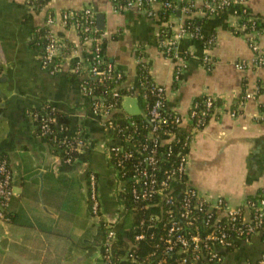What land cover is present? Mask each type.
Segmentation results:
<instances>
[{
  "label": "crops",
  "instance_id": "obj_1",
  "mask_svg": "<svg viewBox=\"0 0 264 264\" xmlns=\"http://www.w3.org/2000/svg\"><path fill=\"white\" fill-rule=\"evenodd\" d=\"M31 0H0V155L8 154L20 178L13 184L9 218L0 217V264H97L101 219L88 210L87 176L96 170L106 218L121 213L114 171L106 153L95 148L98 140H112V131L89 107L71 66L87 55L74 24H63L66 10L91 6L105 15L107 56L124 72L123 87L139 93V55L149 61L152 78L168 90V105L185 119L195 97L218 98L207 124L198 129L188 148L191 183L213 199L223 196L231 205L264 192V64L257 65L256 52L243 29V5L256 20L253 32L264 50V0H246L219 15L206 17L205 0H195V9L170 11L178 53L186 64L178 87L174 85L175 60L159 46L161 3L153 2L150 13L138 4L117 8L113 0H49L36 9ZM207 18L199 36L182 34L188 17ZM53 19L49 23V18ZM261 27H256V22ZM52 24V25H50ZM51 26L73 42L63 55L64 67L52 72L41 60L36 28ZM245 62L241 69L239 62ZM250 92L251 96L246 97ZM51 104L71 118L72 127L83 124L91 143L83 146L77 160L68 164L34 132L29 112ZM22 177V178H21ZM19 182V183H18ZM22 182V183H21ZM77 205V206H76ZM79 206V207H78ZM121 231L122 224L117 226ZM264 255V239L239 240L226 253L224 264H256ZM248 261V262H249Z\"/></svg>",
  "mask_w": 264,
  "mask_h": 264
},
{
  "label": "built area",
  "instance_id": "obj_2",
  "mask_svg": "<svg viewBox=\"0 0 264 264\" xmlns=\"http://www.w3.org/2000/svg\"><path fill=\"white\" fill-rule=\"evenodd\" d=\"M113 1L117 8L138 4L150 13H153L151 9L153 2H159L162 5L159 13L163 18L168 11H175L179 5L190 12L195 9V0ZM245 1L205 0L204 9L206 12L216 14L235 4H245ZM182 2L183 5H181ZM245 8H247L246 5ZM77 12L80 11L66 10L63 13L62 23L76 25L81 42L87 47V55L85 58L73 62L71 70L86 76H95L99 82L110 80L113 83V86L106 91L96 94L94 91L96 84H88L84 81L85 78L79 81L82 90L90 98V109L101 118V124L112 131V140L109 138L98 140L94 145L95 148L106 153V158L113 168L121 210V213L114 219L106 218L102 207L98 174L96 170H90L87 176V197L90 201V212L94 217L103 220L105 228L100 240L103 249L98 247L97 264L112 262V247L116 238L117 226L124 211L127 210L124 202L126 195L129 194L138 203L143 202L142 208L160 206V210L153 211L149 215L150 222L158 223L163 230L159 236V244L164 247L163 255L153 264H165L169 261L171 264H205L210 261H222L225 258L222 252L228 246L233 245L232 239L248 241L253 236L262 235L264 237V192L247 199L244 203L231 206L223 196L211 199L191 183L188 170V145L195 132L205 124V117L213 112L211 106L214 97L209 95L206 101L207 108L200 111L196 108V103L193 102L187 116L192 128L185 141L184 152L180 153V161H168L175 152L172 142L179 140L178 131L176 133L173 130V124L179 128L185 117L169 107L167 88L152 79L149 85L139 82V90L144 89L143 92L139 91L141 99H147L149 92L154 95L153 99L147 103V112L145 111L148 123L138 124L137 120L129 119L126 124H116L112 116L115 110L122 108L118 98L123 97L120 88L123 87L124 72L108 59L104 41L99 40L100 37H104L103 32L96 35L100 29L97 26L93 8L87 6L81 11L87 17V20H84L86 22L75 17ZM52 22L53 19L50 17L49 23ZM163 22L166 28L168 26L171 28L172 34L161 39L160 43L165 45V48L161 49L175 60V80L179 83L186 65L180 60L186 58L178 53V38L173 34V22H170L168 18ZM242 25L256 52L254 62L257 65L264 64V50L260 49L253 36L255 19L253 16H249ZM49 27L51 28L50 38L42 48L41 60L44 65L49 66L52 72H58L63 69L65 59L61 58L55 62V57L60 54L61 47L65 42L58 32L51 26ZM162 32H165V28L160 30L161 36ZM186 33L199 36L201 30L199 28L190 30L185 22L182 25V34ZM143 55H139V62H148ZM238 65L243 69L246 64L242 61ZM131 89L134 91L133 88ZM107 92H110L111 98L108 97ZM114 96H118V98H114ZM249 96L251 93L247 92L246 97ZM29 114L33 121L39 116V112L34 109ZM44 115L41 128L44 133H52L49 112ZM65 130L67 128L64 125L59 126L58 132L62 134L60 142L65 145V150L68 153L67 157L61 158L64 162L72 164L78 156H72L71 152L80 153L83 146L91 143V140L83 124H79L78 129L71 130L74 133L73 137L69 136L71 132L67 133ZM141 134L143 138L145 136V139L141 138ZM167 143L169 144L166 147ZM12 179L8 160L0 159V217L3 218H9L5 209L14 194ZM200 222H204L206 226L201 227ZM144 223L145 218L141 221V224ZM145 237L146 233L140 230L136 232L134 238H127V253L121 257L130 259L137 264H145L133 248L136 241ZM169 258L171 259L169 260ZM246 264L253 263L247 262ZM259 264H264V255Z\"/></svg>",
  "mask_w": 264,
  "mask_h": 264
},
{
  "label": "trees",
  "instance_id": "obj_3",
  "mask_svg": "<svg viewBox=\"0 0 264 264\" xmlns=\"http://www.w3.org/2000/svg\"><path fill=\"white\" fill-rule=\"evenodd\" d=\"M48 1L49 0H31L30 2L35 3L36 9H39L43 5H45ZM183 4L184 3L182 2L181 5H183ZM225 10L223 9L219 13H216V14H211L210 12H206V17L209 18V17H213L214 15L217 16L219 14H222ZM241 13L243 14V18H244L243 21H247V18L249 16H254V14L251 12V9L248 7L245 8L244 5L241 9ZM168 15H169V11L167 12L166 15H164V19H167ZM75 17L78 18V20L83 21V22H86L84 20H87L86 15L81 11L75 13ZM207 18H201L198 16L188 17L186 19V25L188 26V28L190 30H196V28H199L201 30V26ZM256 27L257 28L261 27L260 23H258V20L256 22ZM164 28H165V32H162L161 39H164V37L170 36L172 34V30L169 26L167 28L165 26H163L162 29H164ZM50 33H51V28L48 25L47 26H39L38 28H36V37H37V42H38L37 44L39 45V47L43 48L44 44L50 38ZM101 33H102V30H99L96 33V35H100ZM61 34L62 33L59 32L60 36H61ZM81 36H83V34H81ZM63 40L65 43L61 47L60 54H58L55 57V62H58L62 58L63 55L70 53L72 48H73V42L71 40H69L66 37H64ZM99 40L104 41L105 38L100 37ZM159 46L161 48H165V45L162 43H160ZM42 51H43V49H42ZM141 54H143V53L142 52L140 53L138 51V55H141ZM108 59L110 61H112L110 58H108ZM149 66H150L149 61L148 62L140 61L139 65H138V73H139L140 82H143L144 84H148V85L152 82V79H153L152 75L149 71ZM73 74L75 75V78L78 79L79 81H81V79L85 78L84 81H86L88 84H96L95 89H94L96 94H100L103 91H106V89L113 86V83L110 80H106L105 82H99L98 78L95 76H86L83 73L80 74V73H76V72H73ZM174 85L176 87H178V81L177 80H174ZM143 91H144V89L141 88L140 92H143ZM131 92H133V90L131 88L126 87V86L120 88L121 96L126 94V93H131ZM107 93H108V97L111 98L112 95L110 94V92H107ZM208 96H209L208 94H200V95H197L195 97L194 103H196V108L199 111L207 108L206 107V101H207ZM153 97H154V95L151 92H149L147 99L141 100L142 101L141 112L129 113V112H126L124 109L120 108V109H117L114 111L112 118L114 119L116 124H126L129 119L137 120L138 124L148 123V119L146 116V112H147L146 108H147V103L150 102L153 99ZM114 98H118V96L117 97L114 96ZM118 100H119V103H120V101L122 102V97L121 98L119 97ZM219 101L220 100L218 98L213 99L211 111H213V109L215 107H217ZM90 103H91V101L89 102V104ZM119 105L122 107V103ZM262 109H264V107H262ZM34 110L39 112V116L36 117V119H34V121H33L34 126H35L34 132L36 134H39V135L42 134L41 136L49 144L51 150L54 153L60 155L62 158L67 157L68 153L65 150V145L62 142H60L62 134H60V132H58L59 126L64 125L67 128V130H65V132H67V133L71 132L69 134V136L73 137L74 133H72L71 130L78 129V125H76V127L73 128L72 124H71V118L66 113H63L62 111H60L58 108H56L55 106H53L51 104L46 103L43 105V107L38 108V109H34ZM2 111H3V107L1 105V97H0V114L2 113ZM48 112H49V118H50L49 123H50L52 133H44L43 129L41 128V124L43 123V117L45 116L44 114L48 113ZM210 117H211V113H209L205 117L206 122L204 125L200 126L201 128L207 124ZM51 118H54V119L52 120ZM191 128H192V124L189 123L187 128H185L182 131H179L178 126H176V125L174 126V124H173V130L176 133L178 131L177 136H178L179 140L178 141L174 140L172 142L175 152L168 161H178V160L180 161V158H181L180 153L184 152V147L186 146L185 141L187 139V136L190 134ZM115 134H117V132H115ZM140 136H141V138H143L142 134ZM143 139H145V136ZM168 144L169 143H167L165 146L167 147ZM178 153H179V155H178ZM71 155L75 156V157H77V156L79 157L80 153L77 151H73V152H71ZM178 157H179V159H178ZM3 158H6L8 160V165L11 169L12 177H13L12 184H14L16 182V180L18 181V179L20 178V174H19L20 172L18 171L19 169L18 168L14 169V165L11 164L8 154H1L0 159H3ZM87 201H88V210L90 211V201H89L88 197H87ZM124 203H125L127 210L124 211L123 217L121 218V221H120L122 224L123 230L121 231L117 227L116 238H115L114 245L112 247V250H113L112 262H110L108 264H137L136 262H133L132 260L127 259V258H123L121 256L125 255L127 253V247H126L127 246L126 244L128 243L127 238H134L136 232H138L140 230L144 231L146 233V237L141 239V240L136 241V245H134L133 248L136 250V253L139 256V258L143 259L145 264H153V262L155 260L159 259L163 255V248L164 247L162 246V244H159V236L162 234L163 230L160 227V225H158V223L152 224L150 222L149 215L153 211L160 210V206L155 205V206H151V207H147V208H142L143 202L138 203V201H136L131 194H129L128 196L126 195V200ZM10 204H11V201H10L8 207L5 209V213L8 216H9V214H11L10 213V211H11L10 210ZM134 206H136V208H134ZM144 218H145V223L141 224V221ZM101 226H102L103 233H104L105 228H104L103 220L101 221ZM200 226L204 227L206 225L204 222L203 223L200 222ZM103 233H102V236H103ZM152 234H154V235L152 236ZM257 236L264 239V237L262 235H257ZM253 237H255V236H253ZM232 240H233V245L228 246V248H226L222 252L225 256H226V253L228 251L234 250L239 245V240H234V239H232ZM98 247L103 249V247L101 246V242H98ZM261 258H262V256L259 258L258 261H256V264L260 263ZM170 259L171 258H169V260ZM224 259L222 261H210V262H207L205 264H224L223 263ZM248 261L249 260H247V262ZM165 264H171V263L169 261Z\"/></svg>",
  "mask_w": 264,
  "mask_h": 264
},
{
  "label": "rangeland",
  "instance_id": "obj_4",
  "mask_svg": "<svg viewBox=\"0 0 264 264\" xmlns=\"http://www.w3.org/2000/svg\"><path fill=\"white\" fill-rule=\"evenodd\" d=\"M123 103L129 113L137 112L140 110L139 101L136 96H125L123 99Z\"/></svg>",
  "mask_w": 264,
  "mask_h": 264
},
{
  "label": "water",
  "instance_id": "obj_5",
  "mask_svg": "<svg viewBox=\"0 0 264 264\" xmlns=\"http://www.w3.org/2000/svg\"><path fill=\"white\" fill-rule=\"evenodd\" d=\"M97 26L100 30L105 27V15L102 12L97 13Z\"/></svg>",
  "mask_w": 264,
  "mask_h": 264
}]
</instances>
